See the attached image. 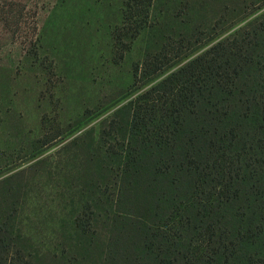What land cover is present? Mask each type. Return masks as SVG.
Listing matches in <instances>:
<instances>
[{
  "label": "trees",
  "instance_id": "1",
  "mask_svg": "<svg viewBox=\"0 0 264 264\" xmlns=\"http://www.w3.org/2000/svg\"><path fill=\"white\" fill-rule=\"evenodd\" d=\"M239 2L122 0L114 48L124 55L147 32L134 79L153 80L226 32ZM90 135L75 141L105 180L92 181L73 224L93 244L106 210L110 264H264V20L146 85ZM13 221L0 216V264H35Z\"/></svg>",
  "mask_w": 264,
  "mask_h": 264
},
{
  "label": "rangeland",
  "instance_id": "2",
  "mask_svg": "<svg viewBox=\"0 0 264 264\" xmlns=\"http://www.w3.org/2000/svg\"><path fill=\"white\" fill-rule=\"evenodd\" d=\"M173 6L167 7L174 11ZM4 7L0 216L12 217L21 237L17 246L31 251L35 264H110L106 257L113 235L106 210L98 212L93 244L73 224L79 205L91 204L92 181L105 180L91 176L94 169L84 164L87 149L75 140L81 137L89 145L90 134L97 136L114 111L135 100L146 85H158L211 47L264 20V0H240L226 32L141 84L135 83L134 71L144 59L148 33L124 55L113 45L122 0H0ZM42 131L61 138L41 147L36 139Z\"/></svg>",
  "mask_w": 264,
  "mask_h": 264
}]
</instances>
